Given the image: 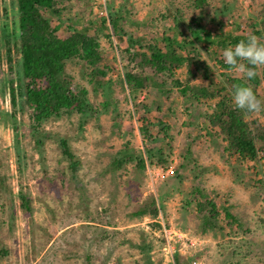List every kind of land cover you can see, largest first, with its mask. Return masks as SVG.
<instances>
[{"label": "rangeland", "instance_id": "1", "mask_svg": "<svg viewBox=\"0 0 264 264\" xmlns=\"http://www.w3.org/2000/svg\"><path fill=\"white\" fill-rule=\"evenodd\" d=\"M58 3L60 14L51 20L58 37L68 36L71 29L96 32L95 25L109 22L113 12H120L124 41L114 42L110 27L101 31L103 73L96 77L85 65H66L72 89L88 93V102L96 111L93 117L76 112L63 115L45 122L35 134L28 129L31 110L23 106V99L26 88L36 87V80L29 83L14 73L4 80L6 48L0 47V264H146L136 247L144 243L151 244L146 253L154 264H264V169L260 168L264 161L244 166V161L225 151L228 141L223 136L209 132L204 115L212 111L211 106L193 105L174 85L181 78L193 86H208L210 81L200 75L192 77L194 68L166 76L128 61L130 52L161 43L163 35L173 29V19L163 18L169 3L182 9L188 20L191 2ZM210 4L208 12L224 30L247 28L256 20L253 14L264 13V0H211ZM14 7L15 0H0V25L10 31L16 27ZM92 21L94 27L89 25ZM125 72L153 82L130 96ZM218 73L214 70L212 77ZM9 82L17 96L16 108ZM251 122L264 125L257 115ZM60 139L68 141L81 161L75 178L67 171ZM169 140L171 150L166 147ZM189 146L193 171H179L181 156ZM159 151L169 157L168 164L147 161L149 153ZM158 166H173L174 175L151 186L148 169ZM177 173L178 181L174 179ZM196 186L220 211L231 207L242 226H230L222 216L217 222L221 229L201 235L195 203L187 212L183 209L186 200H193L190 193ZM20 192L29 200L31 213L21 209ZM152 197L160 209L158 217L140 219L137 212ZM164 222L173 223L191 244L184 240L164 250L160 234Z\"/></svg>", "mask_w": 264, "mask_h": 264}, {"label": "trees", "instance_id": "2", "mask_svg": "<svg viewBox=\"0 0 264 264\" xmlns=\"http://www.w3.org/2000/svg\"><path fill=\"white\" fill-rule=\"evenodd\" d=\"M188 1L191 2L189 5L192 11L189 19L185 18L182 9L169 3L163 18L173 19V29L163 35L161 43L152 42L147 46L144 45L143 49L135 53L130 52L128 61L134 67H148L157 74H166V76H172L175 71L185 67L194 68V72L189 70L188 73H195V75L191 74L193 78L200 75L205 81H210L208 86H193L187 79L181 82V78L176 80L174 85L181 89L182 95L187 100L194 101L193 105L211 106L212 111L206 112L204 115L211 127L209 132L216 131L228 141L225 151L229 153L230 157L236 156L239 161H244V166H248L251 161L260 163L262 160L264 161V125L251 122V118L257 115L258 119L264 121V87L262 85L264 66L256 69L255 77L246 79L242 73H236L224 64L221 53L224 48L235 45L249 35H256L264 43V13L253 14L257 22L253 20L247 28L224 30L222 26L215 23V19L208 12L211 0ZM58 2L59 0H15L14 9L17 19L15 29L10 31L5 25H0V47L4 45L6 48L4 58L0 54V59L3 58L6 61L7 72L4 74L6 77L4 80L8 79L10 73H14L29 83H32V80L43 82L40 87L29 86L26 88L23 99V106L31 110V122L28 129L32 134L39 132L45 122L59 119L63 115H71L76 112L81 117L88 115L93 117L96 111L88 102V93L83 89L78 91L72 89L73 82L69 74L66 73V65L69 62L85 65L92 71V76L96 77L103 73L101 71L102 54L105 51H102L100 43L101 31H106L110 27V34L114 36V42L118 44V38L119 43L124 41L123 27L120 23L121 18H119L120 12H113L109 22L102 20L100 24L95 25L98 26L96 32L91 33L86 28L81 31L71 29L68 36L58 37L57 29L53 27L54 23L51 21L52 15L60 14L57 9ZM44 14H47L48 17H45ZM89 25L94 27L93 21ZM209 60H213L212 64H209ZM214 70L219 72L215 79L212 77ZM216 79L218 82L215 81ZM149 81L153 82V79L139 76L134 72L124 73V83L131 93L130 96L136 90L148 86ZM241 84L249 86L257 99L260 100L259 111L244 112L237 110L232 105V89ZM9 94L13 106L16 108L18 103L13 82H9ZM13 130L17 132L15 126ZM161 131L166 134L168 132L167 129ZM171 143L170 140L167 142V149L171 150ZM58 146L62 157L68 163L67 171L72 178H75L81 168L80 159L74 154L67 140L60 139ZM146 159L150 164L169 163V157L162 151L156 154L151 152ZM141 163L144 164L145 160L141 159ZM193 164L194 160L189 146L185 155L181 156L179 171H193ZM261 165L263 166V164ZM196 176L193 178L197 179ZM175 177H177L174 178L176 181L180 179L178 173ZM190 194L193 200H186L183 209L187 212L191 204L195 203L196 215L199 220L198 232L201 235H206L209 231L217 228L221 229L217 222L222 216L229 221L230 226L234 224L239 228L242 226L239 218L231 212V207H224L220 211L216 204L209 200L197 186ZM19 198L21 209L31 213L30 202L26 196L20 192ZM159 212L157 201L152 197L147 200L136 215L140 219L149 216L151 220H155ZM155 225L159 227L158 224ZM142 241L144 242V239ZM136 247L142 252L141 256L146 264H154L151 256L146 253L151 251V244L144 243Z\"/></svg>", "mask_w": 264, "mask_h": 264}, {"label": "clouds", "instance_id": "3", "mask_svg": "<svg viewBox=\"0 0 264 264\" xmlns=\"http://www.w3.org/2000/svg\"><path fill=\"white\" fill-rule=\"evenodd\" d=\"M224 64L236 73H242L246 79L256 76V69L264 66V43L256 35H249L222 50ZM231 103L237 110L255 112L261 108L253 90L245 85H236L232 89Z\"/></svg>", "mask_w": 264, "mask_h": 264}, {"label": "built area", "instance_id": "4", "mask_svg": "<svg viewBox=\"0 0 264 264\" xmlns=\"http://www.w3.org/2000/svg\"><path fill=\"white\" fill-rule=\"evenodd\" d=\"M36 87L42 86L43 82L40 80H36ZM174 175V167L173 166H158L148 169V176L150 179L151 186L158 180H163L165 177H171ZM160 234L165 241V249L171 250L175 244H179L184 240L190 241L185 234L180 232V230L171 222L161 223L160 226ZM191 244V241H190Z\"/></svg>", "mask_w": 264, "mask_h": 264}]
</instances>
